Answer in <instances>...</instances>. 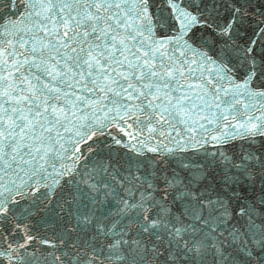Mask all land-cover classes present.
I'll return each instance as SVG.
<instances>
[{
  "label": "snow or ice",
  "instance_id": "1",
  "mask_svg": "<svg viewBox=\"0 0 264 264\" xmlns=\"http://www.w3.org/2000/svg\"><path fill=\"white\" fill-rule=\"evenodd\" d=\"M0 264H264V0H0Z\"/></svg>",
  "mask_w": 264,
  "mask_h": 264
}]
</instances>
